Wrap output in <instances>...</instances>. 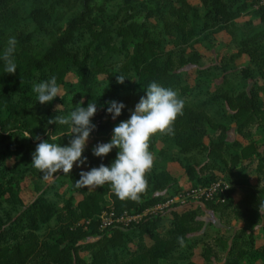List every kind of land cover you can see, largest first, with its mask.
<instances>
[{
	"label": "trees",
	"instance_id": "obj_1",
	"mask_svg": "<svg viewBox=\"0 0 264 264\" xmlns=\"http://www.w3.org/2000/svg\"><path fill=\"white\" fill-rule=\"evenodd\" d=\"M197 1L0 0V264H197L195 248L206 249L210 240L205 211L219 219L234 214L240 222L228 239H214L223 251L217 264H264V143L261 148L254 139H264V5ZM249 10L256 23L240 21ZM220 32L230 36L228 56L216 61L196 49L213 50ZM11 36L17 39L14 75L4 71L3 60ZM244 56L247 64L238 67ZM53 76L62 94L42 105L33 85ZM151 82L177 91L185 106L173 134L150 140L155 160L147 190L132 201L119 199L110 184L77 187L82 171L111 167L118 149L105 157L93 149L111 141ZM82 99L83 107L97 105L87 162L45 181L32 166L36 147L70 145V127L49 120L68 115ZM109 101L125 105L115 120ZM170 163L182 169L185 185L168 171ZM30 177L40 190L24 203L17 190ZM211 183L220 186L202 207L173 206L128 228L98 229L102 212L140 214ZM258 235L262 245L256 246ZM210 254H202L203 264H214Z\"/></svg>",
	"mask_w": 264,
	"mask_h": 264
},
{
	"label": "clouds",
	"instance_id": "obj_2",
	"mask_svg": "<svg viewBox=\"0 0 264 264\" xmlns=\"http://www.w3.org/2000/svg\"><path fill=\"white\" fill-rule=\"evenodd\" d=\"M7 45L3 54L4 71L14 75L17 64L13 54L17 39L14 36L9 37ZM125 80L119 75L117 83L123 84ZM32 91L37 94L38 103L43 105L60 97L62 89L53 76L50 80L34 84ZM83 103L82 99L68 115L49 120L50 124L68 125L73 138L69 146L49 141H42L37 145L32 166L43 174V180L54 179L61 171L69 174L74 164L82 165L87 162L83 152L91 132L95 130L91 120L97 112V105L89 102L87 107H83ZM108 104L107 113L115 120L121 115L125 105L116 101H109ZM184 106L185 102L177 91L151 82L146 96L140 98L130 118L114 127L111 141L98 144L93 149V155L96 157H105L113 149H118L111 167L101 164L90 171H82L80 179L75 182L76 186L90 189L110 184L119 199L139 200L148 188L146 177L154 166L155 157L149 151L150 140L158 133L173 134L174 122L183 114ZM178 242L183 245V238L178 237Z\"/></svg>",
	"mask_w": 264,
	"mask_h": 264
},
{
	"label": "rangeland",
	"instance_id": "obj_3",
	"mask_svg": "<svg viewBox=\"0 0 264 264\" xmlns=\"http://www.w3.org/2000/svg\"><path fill=\"white\" fill-rule=\"evenodd\" d=\"M189 2L192 5H198L197 0H189ZM253 12H254L253 10H249V13L243 16L242 19H240V21H245L250 19L256 23V18L254 17ZM230 42H231L230 36L227 35L225 32H220L216 35V44L213 50H206L199 44H197L195 47L199 52L204 53L207 56L212 54L215 57L216 61H218L220 57L228 56L230 53L234 51L232 49V43ZM247 62H248V58L244 56L238 59L235 64L238 67H242L245 66ZM189 79H190L189 81L192 82L193 76H191ZM261 99L264 100V94L261 95ZM252 132L255 133V130L253 129ZM238 139L242 143H245L244 139H242L241 137H238ZM254 139L257 141L258 145L260 146L264 143V139H262V137L255 136ZM89 140L90 139H88V141ZM261 148L263 147L261 146ZM167 169L172 176L176 177L181 182L182 185L186 184V179L184 177L183 171L176 163L168 164ZM225 183L227 184L226 180ZM39 190H40V186L36 183V181L33 178L30 177L20 183V186L17 190V194L24 203H28L36 196ZM233 199L235 202H238L241 199V195L239 193H236L233 196ZM186 202H187L186 208L188 207L196 208L203 206V203H201L200 201H196L194 199H188ZM238 214H240V212H238ZM202 217L206 222V226L203 231L206 233L207 238L210 239L209 246L206 249H204L203 245L199 244L194 250L195 254L192 257V260L197 264H203L204 261L202 259V254H205L207 252H209L210 254L212 252V254H210L211 261L214 264L220 263L223 259L222 258L223 251L220 246L215 244L214 239L220 237H223L224 239H228L240 226V222L238 221L237 216L234 214H230L226 218L219 219L216 213L205 211ZM256 237H258V240H256V246L262 245L261 236L258 235ZM81 257L87 258V254L82 253Z\"/></svg>",
	"mask_w": 264,
	"mask_h": 264
},
{
	"label": "built area",
	"instance_id": "obj_4",
	"mask_svg": "<svg viewBox=\"0 0 264 264\" xmlns=\"http://www.w3.org/2000/svg\"><path fill=\"white\" fill-rule=\"evenodd\" d=\"M264 5V0H258V3L253 7L256 9L258 6ZM98 123H96V126ZM94 135L96 128L92 131ZM91 137V136H90ZM92 138V137H91ZM220 186L219 183H211L207 186L196 187L192 189L184 190L173 197L159 202L156 205L145 209L140 214H130L123 212L121 214H115L113 211L102 212L99 216L100 224L99 231L104 232L110 226H119L121 228H128L131 225L139 223L144 217L149 215H158L164 213L166 210L171 209L173 206L184 207L187 204L188 199H194L196 201H209L212 200L216 189Z\"/></svg>",
	"mask_w": 264,
	"mask_h": 264
},
{
	"label": "crops",
	"instance_id": "obj_5",
	"mask_svg": "<svg viewBox=\"0 0 264 264\" xmlns=\"http://www.w3.org/2000/svg\"><path fill=\"white\" fill-rule=\"evenodd\" d=\"M251 182H252V179H251ZM253 182H254V179H253ZM239 194H240V193H239ZM240 195H241V194H240ZM241 199H242V195H241ZM241 199H240V200H241Z\"/></svg>",
	"mask_w": 264,
	"mask_h": 264
}]
</instances>
